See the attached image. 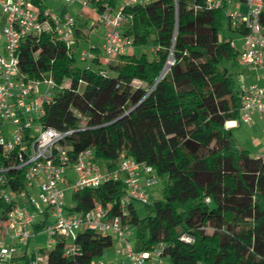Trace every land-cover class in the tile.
<instances>
[{
	"label": "trees",
	"instance_id": "trees-1",
	"mask_svg": "<svg viewBox=\"0 0 264 264\" xmlns=\"http://www.w3.org/2000/svg\"><path fill=\"white\" fill-rule=\"evenodd\" d=\"M127 14L132 22L125 34L134 46L151 40L153 60L131 53L107 70L99 59L92 61L98 70H82L74 66L75 52L69 54L53 33L27 38L20 50V70L28 79L51 76L56 83L43 125L81 129L68 138L73 157L91 150L114 171L125 153L167 177L162 199L145 219L133 203L122 216L116 204L126 191L122 180L76 190L72 210L84 214L103 206L136 227L138 252L163 244L162 256L172 264H264V158L241 148L226 127L239 120L240 101L237 74L226 67L238 64L239 52L224 35V8L207 10L203 0H152ZM86 24L80 20L79 40ZM94 52L101 54L99 47ZM171 55L174 65L159 80ZM74 110L86 117L83 124ZM12 166L0 149V170ZM5 177L14 190L24 189L23 170ZM12 207L0 197L4 216ZM45 229L44 223L35 230ZM185 235L191 243L182 240ZM76 244V256L66 255L61 238L40 253L46 264H92L112 248L113 236L85 230ZM36 254L17 260L32 264Z\"/></svg>",
	"mask_w": 264,
	"mask_h": 264
},
{
	"label": "built area",
	"instance_id": "built-area-1",
	"mask_svg": "<svg viewBox=\"0 0 264 264\" xmlns=\"http://www.w3.org/2000/svg\"><path fill=\"white\" fill-rule=\"evenodd\" d=\"M66 5L79 4L90 9L96 19L92 31L98 27L104 29L103 44L99 48L108 60L114 62L120 56L132 53L133 38L125 34V26L132 22L127 14L130 8L142 4L141 0H62ZM44 0H0V149L13 162V166L0 170V197L12 209L4 214L0 211V264H15L18 254L16 243L28 245L35 237L36 218L43 216L40 225H46L50 236L48 247L51 249L57 238L66 240L67 256L80 254L76 244L78 234L90 230L98 234L115 236L119 241L117 255L128 260V264H161L164 245L153 246L149 251L138 252L127 240V226L120 216L111 217L109 210L96 205L87 213H76L67 209L65 191L66 174L72 169L76 181L74 190L98 188L111 180H122L125 193L116 204L127 215L129 204L139 202L150 203L146 187L157 181L153 167L137 163L122 153L119 166L103 173L94 162L93 152L87 150L73 157V148L68 143L74 133L81 129L58 131L46 128L42 119L46 107L50 104L52 89L56 83L51 76L41 79H28L20 70L19 55L25 40L39 37L44 33H53L72 55L78 49L80 41V18L63 14L49 13L43 6ZM152 2V1H151ZM150 3V2H149ZM247 12L233 11L227 13L232 30L243 34L244 48L239 52L237 61L244 67L260 72L258 78L264 77V0H244ZM207 10H221L224 0H203ZM96 47L81 51V61H103L94 52ZM169 67L174 61H168ZM104 76L107 71L101 72ZM47 88L45 96L40 95L39 87ZM56 94V93H55ZM240 101V118L234 121L236 126L251 125L255 113L264 119V87L242 82L238 90ZM79 123L87 119L78 110H74ZM4 128H10L5 131ZM8 134V137L5 136ZM256 157L264 158L263 153ZM11 170H23L24 189L14 190L8 185L5 173ZM145 175V185L141 176ZM209 202V200H207ZM54 222L49 225L50 217ZM5 218V219H4ZM10 239L12 246H7ZM67 239L71 245H67ZM182 240L191 243L192 238L185 235ZM32 264H46L47 255L36 252ZM110 264H126L115 261Z\"/></svg>",
	"mask_w": 264,
	"mask_h": 264
},
{
	"label": "rangeland",
	"instance_id": "rangeland-1",
	"mask_svg": "<svg viewBox=\"0 0 264 264\" xmlns=\"http://www.w3.org/2000/svg\"><path fill=\"white\" fill-rule=\"evenodd\" d=\"M142 4L149 3L152 0H141ZM238 0H227L228 8L227 10L229 12L235 11L236 3ZM43 6L49 13L53 14H63L64 12L68 13L69 15H72L74 17H79L80 20L83 22H87L85 25L83 32V37L80 38V46L78 49L75 50V54L73 56L74 59V66L79 69H93L98 70L99 66L95 65L92 61H81V51L84 49H90L91 46L94 47H100L103 42V35H104V29L102 27H98L95 31H92L94 21L96 19L95 14H92L90 12V9H84L79 4H73V5H66L62 0H44ZM227 34L232 33L227 27L225 28ZM240 40H236L235 45L237 47H240ZM132 54L136 57H141L142 55H146L148 60H153L155 55L153 53V43L151 40H149L148 43L144 45L134 46L132 50ZM99 58L103 61L101 63L100 69L107 70L108 69V60L104 56L103 53L99 55ZM170 59V57H169ZM117 60V59H116ZM116 60L112 62L115 64ZM226 67L229 69L231 73L235 71L234 67L232 65L227 64ZM236 81L238 79L236 78ZM135 85H141L139 81H134ZM47 86L42 84L39 87L40 95L45 96L47 94ZM55 91L52 89L51 91V97L55 96ZM261 124L254 122L251 125H244L242 124L240 128H235L233 130V136L239 143L240 147L248 150L252 149L251 155L253 156L256 153V149L254 148V141L260 140L261 137H263V133L261 130ZM5 131L10 130V128H4ZM9 132H5V136L8 137ZM94 153V152H93ZM94 162L100 167V170L104 173L107 168V162L103 159L96 158L93 156ZM66 183L63 182L62 189L65 191V204L67 206V209H72L76 205V201L74 199L75 191L74 190V184L76 181V176L74 173L68 171L66 175ZM167 177L166 176H159L157 175V181L155 184H153L150 187H146V190L149 195L150 203L148 206L139 203L134 202V208L139 216L140 219H145L146 217L150 216L152 211L156 207V202L160 201L162 199V192L166 185ZM43 221V216L38 215L36 218L35 225L40 224ZM54 222V218L51 216L48 220V224L51 225ZM1 229H3L2 224H0ZM127 240L128 242L136 249L138 246V240H137V230L136 227L133 225L127 226ZM50 241V236L46 230L38 231L36 233V236L31 239L29 245H28V252L30 255L36 252H40L41 250H45V252L49 251L48 243ZM6 245L12 246V242L10 239L7 240ZM67 245H71V240L67 239ZM118 245L117 238L113 236V248H116ZM16 248L18 250V255H23L26 252L27 246L24 244L16 243ZM111 250V248L109 249ZM167 263H169L170 259L168 257H164ZM163 258V259H164ZM103 258H96L93 262V264L99 263L102 261ZM171 262V261H170Z\"/></svg>",
	"mask_w": 264,
	"mask_h": 264
},
{
	"label": "crops",
	"instance_id": "crops-1",
	"mask_svg": "<svg viewBox=\"0 0 264 264\" xmlns=\"http://www.w3.org/2000/svg\"><path fill=\"white\" fill-rule=\"evenodd\" d=\"M224 2H225V7H224V14L223 15H224V21H225V28H226V27H230L229 26V22H228V18H227V13L229 11L227 10V8H228L227 0H224ZM236 10L239 11V12H241V13L247 12V7H246V5L244 3V0H238V2L236 3L235 11ZM229 29L232 31V33L227 34L228 31L225 30L224 31V35L226 37H228V38H231L232 39V44H233L234 48L238 52H241L243 50V48H244V37H243V34L240 33V32H237L235 30H232L231 28H229ZM236 40H240V43H241L240 44V47H237L235 45ZM102 44H103V42H102ZM229 65H231V64H229ZM233 67L235 69V71L233 73L237 74L236 75V78L238 79V81H236V88H237V90H239L240 85L242 84V82H245L247 84H257L260 87H264V77L258 78V76L260 75V72L255 71V70H252L251 68H248V67H244L240 63H238L237 65H234ZM253 120H254L253 123L256 122V124L257 123L261 124V127H262L261 130H262V133H263V137H261L260 140L258 139V140H255L254 141V148L257 151H256V153L253 156H258V155H261L263 153V147H264V119H262L259 116V114L255 113L253 115ZM241 125L236 126V124L234 123V121H230V122H228L226 124V127L228 129H231L233 131L235 128H240ZM247 151L250 154L252 153V149H248ZM69 171L72 172V173H74L72 169H70ZM145 179H146V176L145 175H142L141 176L142 185H145ZM38 225H36V227ZM35 233H37L36 230H35ZM28 245H26L27 246V249H26V252L24 254H26V253L29 254V252H28ZM118 247H119V241H118L117 247L116 248H113V249L111 248V250H108L106 252V254L104 255V257H102L103 258L102 261H100L99 263H96V264H110V263H113V262L118 261V260L123 261L126 264H128V260L126 258L120 257V256L117 255V248ZM23 255H18L17 254V257L15 259V264H22V262H20L17 259L23 257ZM166 260L167 259H165V258L162 259V263L161 264H172L170 261H169V263H167Z\"/></svg>",
	"mask_w": 264,
	"mask_h": 264
},
{
	"label": "water",
	"instance_id": "water-1",
	"mask_svg": "<svg viewBox=\"0 0 264 264\" xmlns=\"http://www.w3.org/2000/svg\"><path fill=\"white\" fill-rule=\"evenodd\" d=\"M169 61H174L172 55L170 56ZM169 69H170V67H169V63L167 62V64H166V66H165V68H164V70H163V72H162V74H161L159 80H160V79L166 74V72H167ZM159 80H158V81H159Z\"/></svg>",
	"mask_w": 264,
	"mask_h": 264
}]
</instances>
